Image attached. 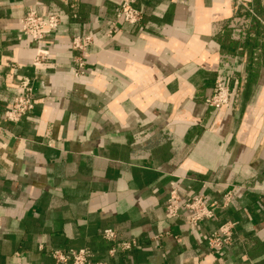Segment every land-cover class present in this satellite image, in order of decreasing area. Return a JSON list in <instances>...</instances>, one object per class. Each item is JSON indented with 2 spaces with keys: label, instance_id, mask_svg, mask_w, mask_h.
<instances>
[{
  "label": "crops",
  "instance_id": "1",
  "mask_svg": "<svg viewBox=\"0 0 264 264\" xmlns=\"http://www.w3.org/2000/svg\"><path fill=\"white\" fill-rule=\"evenodd\" d=\"M132 4L135 24L119 0H0V264H55L51 250L69 248L103 264H264V0ZM29 9L61 16L43 43L19 33ZM75 34L92 37L78 76ZM22 77L34 107L7 122ZM229 77V103L208 106ZM172 186L181 204L218 202L215 217L169 216ZM225 221L215 253L206 237Z\"/></svg>",
  "mask_w": 264,
  "mask_h": 264
},
{
  "label": "built area",
  "instance_id": "2",
  "mask_svg": "<svg viewBox=\"0 0 264 264\" xmlns=\"http://www.w3.org/2000/svg\"><path fill=\"white\" fill-rule=\"evenodd\" d=\"M133 0H119L116 11V17L128 24L137 23L141 16L137 8L133 6ZM20 35L28 36L36 43L43 41L52 35L61 23V16L57 12L39 14L34 10H27L19 20ZM92 43V37L88 34H75L70 39L71 49L75 52L74 64L75 75H82L85 70L84 54L86 48ZM49 57L46 50L38 48L36 56L33 60V67L39 68L41 63ZM239 80L233 77L227 78L225 81L217 80L214 84L212 93L205 98V103L217 110L226 106L233 92L237 89ZM20 93L12 98L10 105L3 111V119L7 122H18L22 117L32 111L34 107L32 81L28 77H22L20 80ZM230 193L223 194L222 206L226 205L230 199ZM206 196H194L181 204L176 193L175 186H172L168 198L166 200L165 209L171 217L178 216L180 207L189 210L188 223L192 227H197L205 219L215 217V208H219L220 204L216 201L212 206L206 204ZM233 222L225 221L221 223L217 229L212 230L206 237L209 248L220 253L223 246L229 243L231 238V229ZM101 237L107 241L115 239V232L111 228H104ZM136 244L134 239L122 241L118 244L120 249L127 250ZM55 264H103L92 259V253L87 248L79 249H54L50 252Z\"/></svg>",
  "mask_w": 264,
  "mask_h": 264
}]
</instances>
